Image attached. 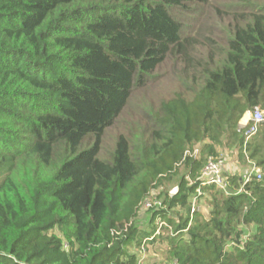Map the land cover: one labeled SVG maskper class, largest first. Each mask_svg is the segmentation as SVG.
Wrapping results in <instances>:
<instances>
[{"label": "trees", "instance_id": "1", "mask_svg": "<svg viewBox=\"0 0 264 264\" xmlns=\"http://www.w3.org/2000/svg\"><path fill=\"white\" fill-rule=\"evenodd\" d=\"M234 1L225 47L199 33L209 65L176 12L211 0H0V264H264V178L204 185L220 150L247 163L240 124L264 110V0ZM163 65L184 90L103 158L108 129ZM245 150L264 168V122Z\"/></svg>", "mask_w": 264, "mask_h": 264}, {"label": "rangeland", "instance_id": "2", "mask_svg": "<svg viewBox=\"0 0 264 264\" xmlns=\"http://www.w3.org/2000/svg\"><path fill=\"white\" fill-rule=\"evenodd\" d=\"M240 2H235L234 0H211L209 6L206 9H202L204 6L191 5L189 10L183 11L178 10L176 15L180 18V22L184 27L185 31L189 34V37L195 38L198 43L193 45L190 49L191 52H195L193 57L201 60L204 64L206 62L210 65L211 62L208 59L209 48L208 43L204 38H212L217 43V47H213L214 50L222 49L226 46L225 38L231 35V31L236 23V10L230 9V6ZM198 7L197 11L193 8ZM199 33L204 36V38L199 36ZM223 51V50H222ZM223 58H219L217 62H221ZM181 74H176L172 71L171 67L168 65L161 66L155 73L153 77L150 78L147 86L144 89H138L132 101L129 103L128 107L124 110L122 115L117 119L116 123L110 127L106 133L103 141L102 157L108 158L109 153H111L117 143L118 138L121 135L132 136L141 135L144 130H147L149 126V116L154 112V110H159V106L162 102L169 100L175 96L177 92L184 90L185 84L179 81ZM189 84L192 85V81L189 80ZM189 97L190 95L187 94ZM259 108L264 110L259 106ZM143 111V113H142ZM250 121L249 115L247 114L242 120L240 127L244 129V125L248 124ZM94 138L90 137L86 140V145H92ZM198 150L196 149L195 154ZM221 154H227L226 160L229 162L227 168H224V174L232 176H237L244 174L247 166H251V163H255L259 166L256 160L250 159L248 153L244 147L245 160L240 158L237 152L232 150L231 152L227 149L219 151ZM263 173L264 168L259 166ZM164 185V184H163ZM168 184L164 185L163 188L157 190H151L148 200H157L159 192H167L169 190ZM175 188V187H174ZM173 188H170L172 190ZM144 211V210H143ZM199 214H202L205 218L210 217V206L205 200L200 201V207H197ZM147 213L141 212L139 216L132 218L133 223H137L139 226L145 228L147 221ZM164 234L168 232L163 230ZM155 248L151 249L150 254L155 257L156 254L161 255L157 250L161 248H166V245H161L158 242ZM155 253V255H153Z\"/></svg>", "mask_w": 264, "mask_h": 264}, {"label": "built area", "instance_id": "3", "mask_svg": "<svg viewBox=\"0 0 264 264\" xmlns=\"http://www.w3.org/2000/svg\"><path fill=\"white\" fill-rule=\"evenodd\" d=\"M249 115V123L244 125L245 130V149L247 147V143L249 139L254 136L258 130L260 125L264 122V114L263 111L259 107H255L253 110L249 111L247 113ZM227 156H222L218 159L211 158L205 167L204 170V177L206 178V182L204 185L207 184H217L222 190L225 192H228L230 187V180L227 178L228 175L224 174V168H227L229 162L226 160ZM256 178L258 181L263 180L264 173L262 169L257 166L255 163H251V166H247L244 174L241 176V181L244 182V185L250 182ZM243 190V187H241V191ZM178 192V188L175 187L170 191V195H175ZM198 193L201 194L200 190H198ZM157 205L161 206V203L159 201H155ZM150 201L145 202V208L148 209L154 204ZM194 205L192 209V213L195 212V200ZM163 225V223H160ZM144 260V258H141V263ZM173 264H177V262H174Z\"/></svg>", "mask_w": 264, "mask_h": 264}]
</instances>
